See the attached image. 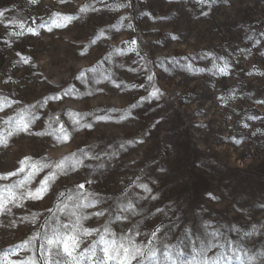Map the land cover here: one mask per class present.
<instances>
[{
  "label": "rangeland",
  "instance_id": "rangeland-1",
  "mask_svg": "<svg viewBox=\"0 0 264 264\" xmlns=\"http://www.w3.org/2000/svg\"><path fill=\"white\" fill-rule=\"evenodd\" d=\"M210 4L0 0V177H7L0 179V264H42V239L25 246L29 239L74 222L73 211L91 216L101 210L102 217L91 216L84 226L110 224L117 240L144 244L146 234L161 228L155 241L160 264H166L165 245L182 250L178 260L185 264L209 245L208 255L222 256L221 264L249 258L260 264L264 0ZM69 16L75 18L62 19ZM225 62L227 75L218 70ZM154 88L159 99L151 97ZM73 114L92 127L75 130ZM34 117L29 131L19 130L21 120ZM57 117L71 134L67 142L58 140ZM41 132L50 134L34 135ZM72 154L83 167L44 168L21 184L33 163L55 165ZM52 173L56 179L42 200L24 195ZM79 192L94 193L89 199L99 203L77 208ZM128 201L134 211H122Z\"/></svg>",
  "mask_w": 264,
  "mask_h": 264
},
{
  "label": "snow or ice",
  "instance_id": "snow-or-ice-1",
  "mask_svg": "<svg viewBox=\"0 0 264 264\" xmlns=\"http://www.w3.org/2000/svg\"><path fill=\"white\" fill-rule=\"evenodd\" d=\"M33 2H35V0H33ZM197 2L201 5H208L209 7L211 6L210 0H197ZM86 10L87 6L81 9L82 12ZM203 14L207 15L208 13L205 12ZM0 16H3V12H0ZM74 18L75 17L69 16L63 17L62 19L66 22H71ZM13 23H16V21H13ZM171 38L176 39L175 36H172ZM132 43L135 44V41H133ZM131 50L134 51L135 49ZM213 66L217 67L216 65ZM186 67L187 70L192 71L191 65H187ZM227 69L228 64L227 62H225L224 66L219 67L218 70L221 74L227 75ZM198 71L203 72L204 69H198ZM259 74L264 75V73ZM153 79L154 77L152 75L148 76L149 81H152ZM115 86L119 87V85ZM133 87H135V85H133ZM161 95L162 93L158 88H154L151 92V97H154L156 99H159ZM7 106L10 107L11 104L8 103ZM3 107L4 104H0V111L3 110ZM133 107H135V105H133ZM123 118L124 117H122V119ZM251 118L252 117H250V119ZM35 119L36 118L34 117L33 121H30L28 123H25L23 120H21L19 122V130L25 132L29 131L30 123L34 122ZM71 119L73 125L75 126V130H79V128L81 127L89 129L92 127V125L89 123L81 125L80 114H73ZM99 119L107 120L108 117H100ZM55 122L59 124V128L56 130L60 133L58 140L61 142H67L70 139L71 134L64 127V125L60 123L58 117L55 118ZM49 127H51V124H49ZM48 134L50 133H34V135ZM3 143H5L6 146V142ZM121 147H123V145H121ZM83 155L88 159L98 158L89 155L88 152H84ZM113 155H116V153L114 152ZM28 160H31V158L29 157L26 161H22L21 164H27ZM83 165V159L76 157L75 154H72L70 157H66L65 159L57 162L55 165L47 163L46 160L43 163L36 162L31 165L32 172L28 175L25 181L21 182V184H27L34 175H36L39 171H42L44 168L51 169L52 167H55L58 172L63 173L69 166L73 170H77L83 167ZM23 170L24 168L22 167L21 171ZM161 171H163V169H161ZM4 178L7 177H0V179ZM55 179L56 173H52V175L46 177L43 180L39 188H37L35 191L26 189L24 195H26L28 199L42 200L50 190L51 182H53ZM86 182L91 183L92 181L90 179H87ZM138 186L146 193L150 194L152 191L147 184L141 183ZM84 187V184H78L79 189L83 190ZM59 195L63 196V193H60ZM94 196V193H77L76 199L79 201L77 204V208L95 207L96 204L99 203V201L95 199H89V197ZM69 198L72 199V197ZM210 198L214 199V197L211 196ZM9 199H16L15 194H13L11 190H9ZM152 199H156V197L152 196ZM4 210L5 203L3 198H0V213H2ZM124 210L134 211L133 203L131 201H128L122 211ZM158 211L162 210L158 209ZM71 215L76 217V220L74 222L63 224L60 227L52 228L51 233H45L43 237H40L39 234L34 235L31 239H29V241H27V245L25 246L31 245L33 240L42 239V264H149V262H152V264H160V261L158 260V248L155 245V241L158 239L157 234L161 231V228L157 227L151 233L146 234V243L141 244L138 243L134 238L128 236H121L120 239L117 240V234L112 230L110 224L101 225L100 228H90L84 226L83 221L89 220L91 216H95L97 218L102 217L104 215V212L102 210L92 213L91 216H80L76 211H73ZM116 219L119 220L122 219V217L117 216ZM123 219H127V217H123ZM61 227L65 231L62 232L60 230ZM97 233H99L98 239L92 241L91 243H88V241L91 240V238L94 237ZM212 235L215 236L216 233H212ZM148 236H150V239H147ZM85 244H87V246L82 247V245ZM219 247H223V245H220ZM165 248L167 249L164 252L166 264H185L184 261L178 260L179 257H182L184 255L182 250L176 249L173 252L171 249H168L167 245H165ZM98 249L100 252H102V256L97 255ZM211 250L212 246L209 245L204 252L195 253L193 259L188 261L187 264H221L223 257L220 255L209 256L208 253L211 252ZM197 257H202V259H197ZM29 264H38V262L35 259H31L29 261ZM229 264H231V261H229ZM240 264H245V262L241 260ZM247 264H254L253 258H249ZM260 264H264V253H261Z\"/></svg>",
  "mask_w": 264,
  "mask_h": 264
}]
</instances>
